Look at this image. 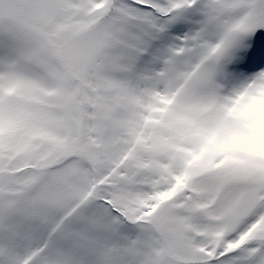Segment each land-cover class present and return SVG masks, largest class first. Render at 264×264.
<instances>
[{
    "label": "snow or ice",
    "instance_id": "1",
    "mask_svg": "<svg viewBox=\"0 0 264 264\" xmlns=\"http://www.w3.org/2000/svg\"><path fill=\"white\" fill-rule=\"evenodd\" d=\"M0 264H264V0H0Z\"/></svg>",
    "mask_w": 264,
    "mask_h": 264
}]
</instances>
